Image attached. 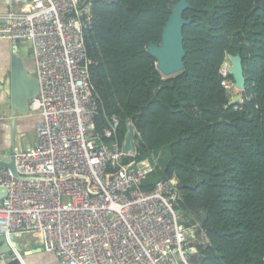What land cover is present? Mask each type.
Here are the masks:
<instances>
[{
  "label": "trees",
  "instance_id": "16d2710c",
  "mask_svg": "<svg viewBox=\"0 0 264 264\" xmlns=\"http://www.w3.org/2000/svg\"><path fill=\"white\" fill-rule=\"evenodd\" d=\"M177 1L91 0L84 42L96 130L115 116L122 143L130 121L137 160L168 146L144 188L177 178L182 222H198L206 238L195 264H264V0H186L184 67L163 77L146 47ZM229 54L245 78L232 105L220 73Z\"/></svg>",
  "mask_w": 264,
  "mask_h": 264
},
{
  "label": "built area",
  "instance_id": "2783aa9c",
  "mask_svg": "<svg viewBox=\"0 0 264 264\" xmlns=\"http://www.w3.org/2000/svg\"><path fill=\"white\" fill-rule=\"evenodd\" d=\"M91 17V0H28L0 15V39L31 44L38 91L26 107L40 117L36 142L9 160L14 170L0 165V235L33 234L61 264H194L206 238L182 222L177 178L144 188L152 165L135 158L133 124L126 152L117 117L96 130L84 42ZM230 66L227 55L220 73L228 91Z\"/></svg>",
  "mask_w": 264,
  "mask_h": 264
},
{
  "label": "water",
  "instance_id": "95a60500",
  "mask_svg": "<svg viewBox=\"0 0 264 264\" xmlns=\"http://www.w3.org/2000/svg\"><path fill=\"white\" fill-rule=\"evenodd\" d=\"M187 7L188 2L186 0H178L176 3L172 4L170 15L165 21L161 32L160 41L158 43H150L146 47L147 52L152 57H154L155 67L163 77H169L173 74H176V72L178 73L183 70L184 48L182 44V26L188 23L189 20L185 19L182 14ZM172 9L173 11L175 10V13L172 11ZM172 17H175L176 19V30L173 33V36L170 37L168 28L170 21H172ZM170 55H174L176 58L175 62L172 64L170 62ZM228 57L231 62L229 71L234 81V86L238 90H243L245 78L241 64V58L238 54H229ZM170 66L173 67L170 68ZM10 85L12 110L18 111V113L21 114L27 113L26 102L28 99L35 97L38 91V84L35 75L33 73L30 74L24 69L21 58L16 54L12 56ZM239 99H241V93L232 96L231 99H229L228 104L232 105ZM133 137L134 128L130 125L128 127V132L124 138V144L122 147L125 152L131 148V140ZM0 165L7 166L14 170V167L10 161L6 162L0 160ZM8 238L9 239H7L4 235H0V254H12L9 242L13 241V235H9ZM17 251L19 250L17 249ZM7 264H21V262L19 257L14 256L7 261Z\"/></svg>",
  "mask_w": 264,
  "mask_h": 264
},
{
  "label": "crops",
  "instance_id": "0c3cea01",
  "mask_svg": "<svg viewBox=\"0 0 264 264\" xmlns=\"http://www.w3.org/2000/svg\"><path fill=\"white\" fill-rule=\"evenodd\" d=\"M27 2L28 0H0V15L4 14L10 7L17 11L26 9ZM21 42L0 39V124L7 126L11 121L14 124L15 122H18L22 128L26 118L34 120L36 125V123L39 122L40 117L36 114H21L18 113V111L12 110L10 85L12 56L14 54L19 56L22 60L24 69L30 74H34V66L30 60L31 51L30 49L27 51V47L22 45ZM6 105L8 106V109L5 108ZM1 137L0 133V139ZM30 145L31 144H27L25 148L22 146L18 147L13 141L11 152L9 154L0 152V160L8 162L15 150L24 151ZM161 153L165 155L164 160L161 162L162 166L168 157V146L157 150L156 153L154 152L153 154ZM12 243H14L15 247L19 250L21 264H61L53 253L43 250L39 244L35 242V236L33 234H14ZM13 257V254L5 256L0 254V264H7V261Z\"/></svg>",
  "mask_w": 264,
  "mask_h": 264
},
{
  "label": "rangeland",
  "instance_id": "374dc122",
  "mask_svg": "<svg viewBox=\"0 0 264 264\" xmlns=\"http://www.w3.org/2000/svg\"><path fill=\"white\" fill-rule=\"evenodd\" d=\"M22 45L27 47V51L30 49L31 51V44L28 41L21 42ZM30 45V46H29ZM30 54V53H29ZM30 60L34 66V60L32 56V52L30 55ZM231 80V79H229ZM230 95H234L238 93V90L234 87L230 90ZM8 109V106L6 107ZM35 122L34 120L30 118H26V121L23 123L22 128L20 127L18 122H15V124L11 121L8 123V125L0 124V133H1V139H0V152H5L6 154H9L11 152L12 142L14 141L17 146H22L23 148L26 147L27 144L33 145L36 141V135H35ZM160 157V158H159ZM165 155L161 154H151L148 156L149 162L154 165L155 169H158V166L161 170V163L164 160ZM182 221H187L186 218ZM186 223V222H185ZM195 224L199 225L198 222H195ZM196 258L194 259L195 264Z\"/></svg>",
  "mask_w": 264,
  "mask_h": 264
},
{
  "label": "bare ground",
  "instance_id": "6f19581e",
  "mask_svg": "<svg viewBox=\"0 0 264 264\" xmlns=\"http://www.w3.org/2000/svg\"><path fill=\"white\" fill-rule=\"evenodd\" d=\"M172 11H173V9H172ZM174 13H175V10L173 11ZM175 30H176V19H175V17H172V21H170V23H169V28H168V31H169V34H170V37H172L173 36V33L175 32ZM173 39V38H172ZM171 57H170V62H171V64L172 63H174L175 62V60H176V58H175V56L174 55H170ZM170 64V65H171ZM157 65H158V63H157ZM173 66H170V68H172ZM177 73V72H176Z\"/></svg>",
  "mask_w": 264,
  "mask_h": 264
},
{
  "label": "clouds",
  "instance_id": "9594fccd",
  "mask_svg": "<svg viewBox=\"0 0 264 264\" xmlns=\"http://www.w3.org/2000/svg\"><path fill=\"white\" fill-rule=\"evenodd\" d=\"M240 91L241 90H238V93H240ZM238 93H236V94H238ZM236 94H234V95H236ZM229 99H231V97L229 96ZM236 102H234L233 104H235Z\"/></svg>",
  "mask_w": 264,
  "mask_h": 264
}]
</instances>
